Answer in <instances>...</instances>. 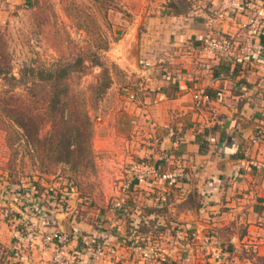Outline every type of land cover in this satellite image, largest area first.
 I'll return each mask as SVG.
<instances>
[{
  "label": "crops",
  "instance_id": "crops-1",
  "mask_svg": "<svg viewBox=\"0 0 264 264\" xmlns=\"http://www.w3.org/2000/svg\"><path fill=\"white\" fill-rule=\"evenodd\" d=\"M24 1L6 0L0 16ZM243 1L212 0L213 15L172 16L180 20L173 24L152 19V10L145 8L148 33L141 53L151 66L142 70L144 89L128 93L125 117L138 138L141 133L150 145L155 143L137 155L178 178L156 180L130 193L125 221L140 226L137 237L133 226L105 221L102 214L100 224L76 221L64 212L51 215L54 222L44 225L27 213L30 201L22 199L19 189L0 185V264H53L58 247L65 264H139L130 247L136 241L164 251L150 264H264V142L252 141L264 127V34L247 43L241 38ZM165 32L172 33L168 41ZM213 32L241 38L240 47L230 56L194 59L199 40ZM190 38L199 39L188 42L196 46L195 53L184 51ZM195 95L207 99L197 103ZM29 223L37 230L31 243L25 240ZM53 230L65 235L63 246L42 241ZM97 245L105 248L98 261L91 259Z\"/></svg>",
  "mask_w": 264,
  "mask_h": 264
},
{
  "label": "rangeland",
  "instance_id": "rangeland-1",
  "mask_svg": "<svg viewBox=\"0 0 264 264\" xmlns=\"http://www.w3.org/2000/svg\"><path fill=\"white\" fill-rule=\"evenodd\" d=\"M211 1L26 0L9 7L6 14L0 16V185L16 187L22 199H29L28 214L31 212L43 219L44 225L54 222L51 215L64 212L71 213L76 221L95 224L97 220L100 224L97 216L102 214L105 221L123 220L124 227L133 226L131 233L137 237L140 226L125 221L131 206L128 205L129 195L154 182L131 184L128 171L135 160L144 158V155L139 157L138 152L155 143L150 145L149 137L141 133L138 138L125 115L129 107L126 103L128 93L144 89L142 70L151 66L141 53L149 21L144 11L145 8L152 10V19H166V23L173 24L180 20L175 21L172 16L203 12L213 15ZM245 1L241 2L238 13L243 14V18L238 15V19L241 20V38L247 43L260 34H249L241 25L257 14L264 0ZM152 3L153 9L149 8ZM136 34L140 42L135 43ZM164 34L166 41L172 36L170 32ZM208 37L232 38L237 43L241 40L213 32L198 39L200 44ZM158 38L161 39L155 40L160 42ZM195 38L185 39L184 51L197 49L189 45L198 41ZM200 44L194 59L209 60V55L201 52ZM159 51L162 52L157 49ZM148 53L153 55L151 51ZM104 69L110 85L93 103L89 98L95 88L93 85L107 80ZM53 82H60V85L55 89ZM57 90L62 94L61 104L70 100V105L81 113L85 110L92 122L91 139L70 163L57 162L55 157L50 109L52 95ZM64 108L66 115L67 105ZM252 141L264 142V127L257 129ZM22 188H28L29 192H23ZM31 200L37 202L34 207ZM21 219L24 221V217ZM27 228L25 240L31 243L37 232L36 225L29 223ZM51 232L42 237L43 242L55 240L54 236L59 240L65 238L59 231ZM53 243L60 244L58 240ZM133 245L130 247L135 260L139 264H150ZM94 247L91 259L98 261L105 255V248L103 245ZM58 249L53 254L61 251ZM97 249L99 255L94 254ZM52 263L55 264L53 259Z\"/></svg>",
  "mask_w": 264,
  "mask_h": 264
},
{
  "label": "built area",
  "instance_id": "built-area-1",
  "mask_svg": "<svg viewBox=\"0 0 264 264\" xmlns=\"http://www.w3.org/2000/svg\"><path fill=\"white\" fill-rule=\"evenodd\" d=\"M4 3V0H0V5ZM242 30H247L249 34H264V6L257 12L256 15L250 16L247 18V22L242 23L241 25ZM201 52L207 53L209 58H213L216 55H224L229 56L233 54V50H236L240 47L239 42L237 43L232 38L228 40H219L215 37H208L205 38L204 41L201 42ZM197 103H200L201 99H207L206 95H195L194 96ZM254 142V141H253ZM166 157V155H164ZM128 174L131 177V180L134 184L137 185H145L147 183H152L155 180H163V181H173L175 180V176H178L176 173L173 172H160L159 165L155 162L143 159L136 161L134 164L130 166ZM130 183V182H129ZM124 200V199H122ZM121 200V201H122ZM117 205H121L120 202ZM122 207V206H121ZM55 240H58L60 244L63 246L65 242V238L63 240H59V237L54 236ZM136 245H133V248L137 249L138 251L142 252L143 258L150 260V262L158 261L162 258L164 251L159 248L156 244H148L145 245L143 241H136ZM59 250V249H58ZM99 255V249L95 251L94 254ZM213 258L217 261L220 260V254L215 252L213 254ZM73 260L76 259L75 255L72 257ZM53 261L55 264H64L65 260L62 258V250L57 251L54 254Z\"/></svg>",
  "mask_w": 264,
  "mask_h": 264
},
{
  "label": "trees",
  "instance_id": "trees-1",
  "mask_svg": "<svg viewBox=\"0 0 264 264\" xmlns=\"http://www.w3.org/2000/svg\"><path fill=\"white\" fill-rule=\"evenodd\" d=\"M105 78L106 82L103 84H94L95 87L93 93H91V98L93 103L97 102L102 96V93L109 87L110 81L107 76V70ZM102 74V73H101ZM50 77V76H49ZM60 85V82H53V87L55 89ZM101 88V91L99 89ZM62 94L60 90H57L52 95V123L55 137V157L56 161L60 163H70L74 156H79L82 151V147L86 145L92 136V122L89 119L87 112H79L68 102L60 103V98ZM64 105H67L68 112L65 115ZM83 114V115H79Z\"/></svg>",
  "mask_w": 264,
  "mask_h": 264
}]
</instances>
